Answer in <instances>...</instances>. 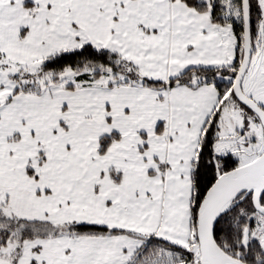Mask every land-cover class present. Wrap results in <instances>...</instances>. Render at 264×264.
Returning <instances> with one entry per match:
<instances>
[{
  "label": "snow or ice",
  "instance_id": "obj_1",
  "mask_svg": "<svg viewBox=\"0 0 264 264\" xmlns=\"http://www.w3.org/2000/svg\"><path fill=\"white\" fill-rule=\"evenodd\" d=\"M0 264H264V0H0Z\"/></svg>",
  "mask_w": 264,
  "mask_h": 264
}]
</instances>
